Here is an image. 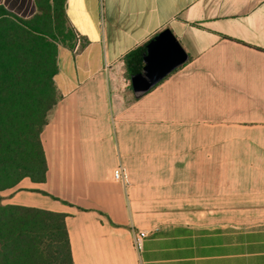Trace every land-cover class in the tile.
Returning a JSON list of instances; mask_svg holds the SVG:
<instances>
[{
  "label": "crops",
  "instance_id": "crops-1",
  "mask_svg": "<svg viewBox=\"0 0 264 264\" xmlns=\"http://www.w3.org/2000/svg\"><path fill=\"white\" fill-rule=\"evenodd\" d=\"M66 17L46 180L3 203L65 213L75 264H264V0H66ZM167 28L188 60L137 97L125 57Z\"/></svg>",
  "mask_w": 264,
  "mask_h": 264
},
{
  "label": "trees",
  "instance_id": "trees-1",
  "mask_svg": "<svg viewBox=\"0 0 264 264\" xmlns=\"http://www.w3.org/2000/svg\"><path fill=\"white\" fill-rule=\"evenodd\" d=\"M35 3L37 13L30 19L19 18L0 5V193L24 178L37 183L46 180L41 134L59 100L54 84L55 42L65 28L69 44L75 39L67 28L66 0ZM146 45L125 57L129 82L143 70ZM66 217L4 204L0 195V264H75Z\"/></svg>",
  "mask_w": 264,
  "mask_h": 264
},
{
  "label": "water",
  "instance_id": "water-1",
  "mask_svg": "<svg viewBox=\"0 0 264 264\" xmlns=\"http://www.w3.org/2000/svg\"><path fill=\"white\" fill-rule=\"evenodd\" d=\"M188 54L167 28L158 33L147 45L143 54V70L131 77L137 97L150 91L169 74L188 60Z\"/></svg>",
  "mask_w": 264,
  "mask_h": 264
},
{
  "label": "built area",
  "instance_id": "built-area-1",
  "mask_svg": "<svg viewBox=\"0 0 264 264\" xmlns=\"http://www.w3.org/2000/svg\"><path fill=\"white\" fill-rule=\"evenodd\" d=\"M114 177L117 180H122L124 178V172L121 167L117 168L114 171ZM147 237V233L145 231H137L133 236V244L135 249L140 252L143 249L145 238Z\"/></svg>",
  "mask_w": 264,
  "mask_h": 264
},
{
  "label": "rangeland",
  "instance_id": "rangeland-1",
  "mask_svg": "<svg viewBox=\"0 0 264 264\" xmlns=\"http://www.w3.org/2000/svg\"><path fill=\"white\" fill-rule=\"evenodd\" d=\"M67 28H68V25H67ZM68 39H69L68 31L65 28V29H62L60 35H58V41H56V42L54 41V42H55L56 46H58V49H59V46L60 45H66V44H69L70 43V41H68ZM61 40H63V41L66 40V41L63 44V43H61ZM221 174H222V178H224L225 177L224 176L225 175V172L222 171Z\"/></svg>",
  "mask_w": 264,
  "mask_h": 264
}]
</instances>
